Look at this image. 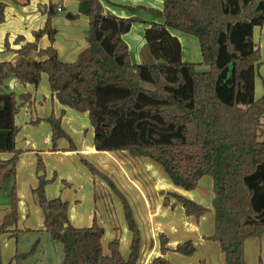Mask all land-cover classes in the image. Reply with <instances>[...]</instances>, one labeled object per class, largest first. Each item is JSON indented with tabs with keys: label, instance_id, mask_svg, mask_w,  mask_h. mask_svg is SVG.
I'll list each match as a JSON object with an SVG mask.
<instances>
[{
	"label": "trees",
	"instance_id": "16d2710c",
	"mask_svg": "<svg viewBox=\"0 0 264 264\" xmlns=\"http://www.w3.org/2000/svg\"><path fill=\"white\" fill-rule=\"evenodd\" d=\"M6 6L0 1V23L6 19ZM59 6L53 2L41 5L47 14L44 27L34 31L33 42L16 49L19 57L15 63L0 61V130H7L9 137L0 153L11 155L0 159V191L17 173L22 150L17 148L20 126L16 116L22 104L31 102L30 93H16L6 81L14 77L38 87L46 74L52 93L63 106L59 114L53 112L46 118L52 132L51 151L60 149L62 138L69 141L68 150H76L72 136L62 127L66 108H72L88 114L98 151L149 158L163 167L176 186L186 190H194L201 178L210 177L213 208L173 191H161L163 204L174 208L175 202H180L185 214L195 219L214 211V232L206 238L219 242L227 264H247L246 241L264 235V139L260 131L264 93L255 96V77L264 61L261 46L254 41L255 28L264 26V0H163L160 9L129 7L134 13L147 10L160 21L119 17L106 13L100 0H89L88 48L72 62L62 60L53 45L58 34L53 19ZM68 16L76 19L80 15L70 12ZM138 21L148 24L145 46L149 59L134 64L124 34ZM171 28L198 38L201 62L208 70L199 72L197 63L184 60L183 45ZM44 35L51 45L41 48L39 40ZM23 40L19 35L15 42ZM5 49H11L8 38ZM41 120L37 117L32 124ZM194 122L196 137L191 141L188 127ZM83 161L94 179L108 182L119 197L132 243L124 258L117 234L106 254L105 228L97 215L90 226L72 225L68 202L60 196L47 197L46 186L57 179V172L51 179L43 175L33 192L45 210L44 230L64 246L63 264H143L139 261L143 240L132 205L108 174L91 161ZM37 170L45 171L41 154ZM10 190V210L0 225V254L3 234L20 232L14 228L19 218L16 185ZM159 239L160 255L144 264H174L165 257L170 243L167 233L161 231ZM36 242L30 251L14 256L17 264L37 249ZM196 250L193 240L175 247L184 255Z\"/></svg>",
	"mask_w": 264,
	"mask_h": 264
},
{
	"label": "crops",
	"instance_id": "0c3cea01",
	"mask_svg": "<svg viewBox=\"0 0 264 264\" xmlns=\"http://www.w3.org/2000/svg\"><path fill=\"white\" fill-rule=\"evenodd\" d=\"M0 1L7 3L5 9L6 19L0 23V61L7 60L15 63L19 57L16 49L20 48L25 42H33L35 39L34 31L43 28L47 20V14L43 12L41 5H49L50 2L60 5L62 8L58 16L53 19V25L58 30L53 45L59 51L62 60L66 62L75 61L88 48L89 16L88 13L83 14L79 12L82 0ZM100 2L106 13H112L119 17H140L144 21H160V19L155 18L147 10H138V12L134 13L129 7L143 5L160 9L163 6V0H100ZM70 12L79 14V18H70L68 16ZM147 25L145 22H135L132 24L131 30L124 34V39L130 47L131 60L134 64H139L149 59L145 46V30ZM19 35H23L25 40L15 42ZM6 38L9 40L10 50L5 49ZM254 41L260 44L262 60L264 61V26L255 28ZM49 45H51L49 37L48 35H44L39 40V47L45 48ZM183 55L184 60H186L184 50ZM259 72L255 77V96L257 98L261 97L264 93V62ZM40 83L38 87L33 84L25 85L14 77L6 81L10 90L16 93L31 94V102L22 104L16 116V123L20 126V131L17 135V148L22 150L16 166L17 173L15 176L9 177L4 186V195H8L9 189L13 185H16L19 196V217H24L26 220L30 215L27 213L29 208H34L35 212H39L41 208L38 203V197L33 192L40 182V177L43 176L37 170L38 157L41 154L46 166L44 175H46L47 179H51L55 172L58 174L57 179L46 186L47 197L54 199L60 196L68 202L69 222L72 225L77 227L90 226L97 210L100 212L96 201L101 202V205L104 206L102 202L104 197L103 194L98 195L96 184H98L100 178L94 179L91 170H88L83 161V159H86L95 164L99 170L108 174L127 197L130 205H132L143 240L139 256L140 263H148L160 255L159 234L163 231L167 233L170 239L169 250L166 252L165 257L172 263L227 264L226 255L222 252L219 242L206 238L214 232V211L199 219H195L185 214L184 207L180 202H175L174 208L163 204L164 195L161 194V191L168 192L170 190L162 188L157 191V189L152 188L153 179L158 173L156 165L149 161H144V159L135 160V158L128 155V152L117 155V152L98 151L94 144V128L87 113L66 108L62 127L69 136H72L76 150H68L69 141L66 138H62L58 142L60 149L51 151L52 132L50 123L46 118L53 112L59 114L63 106L52 93L46 74L42 75ZM37 117L43 120L38 124H32ZM262 121L264 123V116ZM10 156L6 152L0 153V159L9 158ZM55 157H59V163L54 162L52 164L51 161ZM51 158L54 159L50 161ZM66 162L69 164V170L71 171L68 175L60 169ZM139 164L142 166L141 169L139 168ZM151 166L156 172L150 169ZM62 180L66 181L69 185H64L61 182ZM200 181H204L203 178ZM194 190L188 191L195 192ZM179 192L180 190L178 189L176 193ZM197 194L196 198L189 193L186 194V197L213 208L212 199L214 193L212 180L208 181L206 187L202 188ZM156 195L160 196L157 200H155ZM115 196L116 194L114 195L113 192L111 198L113 204ZM151 199H153V203H151ZM134 201H144L145 208H147V211L144 212L149 221H142L136 215L133 207ZM172 202L174 201L172 200ZM83 203L89 204V211L83 212L81 210ZM5 214L6 210L2 212L0 220H2ZM155 217L157 218L154 219ZM98 223L105 228V234L102 238L104 252L106 254L110 252L109 243L118 234L121 253L125 258L126 254L123 251L125 252L127 246H129L130 252V245L132 243V233L129 227L127 228L128 230L125 229L126 233L122 228V234L120 233V229L119 233H117L119 227H116L117 229L115 228L116 231L112 235L111 233L107 234L106 224L103 223L102 219H98ZM24 226L26 225L24 224L22 227ZM38 227H40V230L45 228L44 220H39ZM21 229L25 230V228ZM187 240L195 242L197 247L196 252L193 255L187 256L176 254L174 250L177 244ZM244 255L247 264H264V235L249 238L245 243Z\"/></svg>",
	"mask_w": 264,
	"mask_h": 264
},
{
	"label": "rangeland",
	"instance_id": "374dc122",
	"mask_svg": "<svg viewBox=\"0 0 264 264\" xmlns=\"http://www.w3.org/2000/svg\"><path fill=\"white\" fill-rule=\"evenodd\" d=\"M148 15V14H146ZM171 33L176 35L181 45H183V50L185 53L186 60L189 62H195L197 63V70L199 72L206 71L209 69V67L205 64H202V52H201V45L199 44L198 38L193 34H187L180 30H177L176 28H171ZM196 127L197 124L194 122L188 127V133H189V140L194 141L196 137ZM261 139H264L263 133H264V126L261 128ZM83 134V133H82ZM119 155V153H116ZM134 158V157H132ZM54 159L51 158L50 161ZM59 157H55L54 160H52V164L59 163L58 160ZM138 159H144V161H149L150 163L156 165L158 173L155 175L152 183V188H155L158 190L164 188L166 190L175 191L179 189L180 192L186 196L187 193L192 195L194 198L197 197V193L200 192L202 188L206 187V184L208 181H211V178L206 176L203 177L204 181H200L198 183V187L195 192L188 191L185 188L181 186H176L172 180L170 179L167 172L163 169V167L160 164H157L153 160L149 158H135V160ZM44 160V159H43ZM49 161V162H50ZM45 163V162H44ZM50 163V165H52ZM46 167V166H45ZM139 168L141 169L142 166L139 164ZM61 171L68 175V173H71L69 170V164L67 162L64 164V166L60 167ZM152 169V166L150 167ZM40 171V170H39ZM153 172H156L155 169H152ZM64 184V181H61ZM59 184V183H56ZM65 185V184H64ZM5 186V185H4ZM2 187L0 191V216L2 215V212L6 210H10V201H9V194L4 195L5 188ZM96 187L98 188V195L103 194L104 200L103 205H101V202L96 201V204L99 205L97 212L95 213L99 220H103V223L106 224L107 234L111 233L112 235L116 231L115 228L119 227L120 233L124 231L126 233V230H128L127 222L125 221L124 217V210L123 205H121V201L117 195L114 199V204L111 201V198L113 196V189L109 186L108 182L106 183L103 179L98 180V184H96ZM198 191V192H197ZM115 195V192H114ZM160 196L155 197V200L159 198ZM110 200V201H109ZM107 203V204H106ZM110 203V204H109ZM151 203H153V199H151ZM133 207L135 209L136 215L140 218L142 221H149L147 219L146 213L144 211H147V208H145L144 201H138L133 202ZM82 211L86 212L90 210V206L88 203H83L82 205ZM41 207V206H40ZM144 207V210H143ZM27 213H29V217L25 220L24 217H19L18 222L14 228L19 229L20 232L17 233L15 236H10L9 234H3L1 237L2 243V250L0 254V264H17V261L14 260V256L17 253H24L30 251L35 244H37L36 241H38L37 249L30 255H28L26 258H24L19 264H63V258L64 257V246L62 242L56 240L54 241L51 238V235L46 230H40L38 227L39 220L43 221L45 218V210L41 207L39 209V212H35L34 208H29ZM94 217V216H93ZM155 217L154 219H156ZM3 219V218H2ZM93 222V221H92ZM91 222V224H93ZM2 223V220H0V225ZM26 225L22 227L23 225ZM21 228H25V230L22 231ZM123 228V231H122ZM28 229V230H27ZM31 229V230H30ZM117 229V228H116ZM126 229V230H125ZM7 235V236H6ZM6 242V243H5ZM176 254L178 253L174 250ZM125 258L129 256V246H127L126 251L124 252ZM187 256V255H186ZM175 263V262H174Z\"/></svg>",
	"mask_w": 264,
	"mask_h": 264
},
{
	"label": "water",
	"instance_id": "95a60500",
	"mask_svg": "<svg viewBox=\"0 0 264 264\" xmlns=\"http://www.w3.org/2000/svg\"><path fill=\"white\" fill-rule=\"evenodd\" d=\"M89 11V0H82L80 7H79V12L85 14L88 13ZM8 131L7 130H0V151L5 150L7 143H8ZM40 175H44L45 171L40 170Z\"/></svg>",
	"mask_w": 264,
	"mask_h": 264
},
{
	"label": "built area",
	"instance_id": "2783aa9c",
	"mask_svg": "<svg viewBox=\"0 0 264 264\" xmlns=\"http://www.w3.org/2000/svg\"><path fill=\"white\" fill-rule=\"evenodd\" d=\"M61 10H62V8L59 6V7H58V11H61Z\"/></svg>",
	"mask_w": 264,
	"mask_h": 264
}]
</instances>
